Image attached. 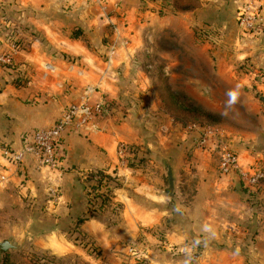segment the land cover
Masks as SVG:
<instances>
[{"label":"crops","instance_id":"crops-1","mask_svg":"<svg viewBox=\"0 0 264 264\" xmlns=\"http://www.w3.org/2000/svg\"><path fill=\"white\" fill-rule=\"evenodd\" d=\"M245 2L0 0V12L15 11L1 22L23 27L15 63L0 64V143L20 146L26 131L52 125L60 108L78 101L87 84L101 86L93 100L103 94L107 105L110 98L122 101V89L133 87L130 73L140 71L135 56L150 51L146 35L151 33V52L166 57L171 90L186 91L207 104L210 88H221L227 96L231 88L251 87L245 94L248 103L253 111L260 112L262 105L264 111V50L240 52L237 46L250 37L264 48V33L238 31L236 12ZM258 3L264 14V0ZM115 42L114 63L107 70L105 54ZM1 44L8 47L0 34ZM245 54L257 55L258 66L239 76L237 63ZM45 62L58 73L49 74ZM71 63L77 71L65 73ZM135 81L141 90L148 88L146 80ZM235 102L247 101L240 97ZM107 105L95 129L66 134L60 167H39L33 156L19 168L9 167L8 183L0 187V206L17 192H25L33 205L21 222H6L7 229L18 230L21 238L33 239L54 256L76 252L98 264L87 249L66 240L60 226L40 229L44 234L35 236V225L42 222L36 215L68 221L88 213L80 177L104 170L123 179L114 198L122 206V247L102 215L80 224L101 246L102 264H264V182L251 192L239 172L221 175L215 145L199 146L204 126L181 127L170 116L163 126L149 127L132 108L122 117L121 108L120 114H112ZM235 136L229 141L243 169L264 159V126ZM120 143L138 145L149 159L128 166L118 154ZM45 192L41 210L34 211Z\"/></svg>","mask_w":264,"mask_h":264},{"label":"rangeland","instance_id":"rangeland-1","mask_svg":"<svg viewBox=\"0 0 264 264\" xmlns=\"http://www.w3.org/2000/svg\"><path fill=\"white\" fill-rule=\"evenodd\" d=\"M14 13V10L2 9L0 12V34L3 35L5 39L7 38L8 42L15 40L21 45L23 43V36H20V34L16 32L15 27L23 29L22 25L12 23L7 24V22L4 21L1 22L2 16H5L4 20L7 21ZM236 15L238 16V12H236ZM236 21L238 31L240 32L242 30L240 29L237 18ZM146 36L148 42L147 45L150 51L142 50L138 56H135L136 65L139 67L138 70L140 71L134 70V72L130 73V77H133V80H146L148 88L146 90H141L138 81H130V85L132 84L133 87L128 86V88L122 89V101H119L120 99L118 98H110L111 100H109L107 105L108 111L112 112V114H120L121 108L122 117H124L126 115L125 112L132 108L133 111L136 112L135 114H137V119L144 120L143 122L145 123V126L148 125L149 127L163 126L170 116H174L175 123H178L181 127L192 124L204 126L206 128L215 127L218 129H227L226 131H233V133L225 132L226 140L234 138L235 135V137L246 135L247 132L251 130L252 126H264L263 105L258 102V105H262V107L259 108L260 112L253 111L255 108L254 105H250L245 96L246 91L251 90V87H249L248 90L245 88H231L228 91L229 93L227 96L224 95V91L222 92L221 88H210V91L205 93L209 101L211 100L207 104L200 103L186 91L174 90L177 93V98L184 103V106L176 104L175 99L172 96V92L174 91L171 90L170 74L167 75V72L164 69L167 63L166 57H158L154 52H151V48L155 43V36L152 33L147 34ZM244 38L246 41H241L240 45H237L239 47L238 51H248V53H250L253 50L258 52L264 50L262 45L255 43L252 38ZM3 45L4 44H1L0 47L2 48H0V51L7 49H5ZM245 55L247 56H243V58L239 59L237 63L239 76L244 72H250L252 68L258 66L257 55ZM69 60L70 62L74 61L71 57ZM0 64L5 65L3 63ZM253 93L255 92H252V94ZM240 97H242V100L246 98L247 102L236 103L235 101H238ZM120 102H122V104H120ZM191 104H195V108H191ZM206 111L216 113L217 118L207 117ZM133 120L135 121L136 118L133 117ZM134 152L135 154L137 153V156L135 155V162L137 161V165L134 167L141 165L142 162L149 159V153L144 149L139 148V150H137L134 148ZM218 152L220 158V151L218 150ZM120 159L125 162V158ZM91 172L86 176L83 175V179L80 177V187L84 186L82 188V193L86 196V208L88 211L91 209L95 214L94 216L99 214L103 216L107 228L117 235L116 240L122 247V206L114 199L119 187L122 186V175L118 172H107L113 177V180L106 178L103 186H99L98 190H94L93 185L97 184V181L90 178ZM115 179L119 180V185L115 183ZM108 189H110V191H108ZM97 192L104 194L109 193L110 201L102 204L103 202L95 196V193ZM24 193H15V198H10L6 204L0 206V241L7 239L11 241L15 247L18 245L15 249L14 247L8 248L7 250L0 248V264H91L82 254L76 252H70L61 257L54 256L49 253V250L40 249L33 239L21 238L22 233L18 232V230L10 231L7 229L4 225L6 222H12V220L15 222H21L27 218V209L31 207L29 204L33 205V202H31L28 198L29 196ZM46 196H48L47 192L41 194L40 199L34 205V211L39 212L41 210L40 207L43 205V199L46 198ZM87 214L88 213L85 215ZM36 217L40 218L42 222L35 225V230L38 232L35 236L44 234V232H39L40 229L60 226V231L66 240L87 249L93 255L96 262L102 264L104 253L101 246L81 228L80 224L79 226L77 225L78 221L76 220V217H71L72 219L70 218L68 221L65 219L62 221L60 217L53 215L44 217L42 215H36Z\"/></svg>","mask_w":264,"mask_h":264},{"label":"built area","instance_id":"built-area-1","mask_svg":"<svg viewBox=\"0 0 264 264\" xmlns=\"http://www.w3.org/2000/svg\"><path fill=\"white\" fill-rule=\"evenodd\" d=\"M259 0H246L238 11V24L244 33L262 35L264 33V14ZM16 32L21 33L19 27ZM119 37V35H118ZM20 44L12 40L8 42L6 50L0 51V63L13 65ZM117 52V43L110 45L105 54L107 70L111 69ZM44 69L49 74L58 73V68L45 62ZM76 63L69 64L65 73L76 70ZM80 73V72H78ZM100 85H85L81 98L60 108V115L49 126L38 127L26 131L24 142L20 146L0 144V187L8 183V170L10 166L21 167L28 156H33L39 167L58 168L65 156V136L70 131L93 130L97 127L96 119L106 109V99L102 95L93 100V95L100 90ZM225 131L215 127L205 128L199 141L200 147L215 145L220 151L219 172L223 176L239 172L240 178L249 191H258L264 182V159H259L248 168L240 165L239 152L234 145L225 138ZM118 154L124 159L127 154L126 144L120 143ZM3 166V167H2ZM5 168V169H3Z\"/></svg>","mask_w":264,"mask_h":264},{"label":"trees","instance_id":"trees-1","mask_svg":"<svg viewBox=\"0 0 264 264\" xmlns=\"http://www.w3.org/2000/svg\"><path fill=\"white\" fill-rule=\"evenodd\" d=\"M172 96L173 98L175 99V103L180 105V106H184V103L182 101L179 100V98H177V93L176 92H172ZM195 104H191V108H195L194 107ZM185 108V107H184ZM187 108V107H186ZM198 108V107H197ZM189 109V108H188ZM206 116L207 117H210V118H217V114L216 113H213L211 111H206ZM0 144H4V143H0ZM10 145V144H9ZM134 148L139 150V146L138 145H129L127 144L126 145V149H127V154L125 156V162L127 163L128 166H131V167H134L137 165V161L135 162V155L137 156V153L135 154L134 152ZM137 152V151H136ZM143 160V159H142ZM90 178L91 179H94L95 181H97V184H94L93 185V189L94 190H98V187L100 186H103V183H104V180L107 178V179H111L113 180V177L111 175H109L106 171L104 170H96V171H92L91 174H90ZM116 184L119 185V180L118 179H115L114 180ZM84 187V186H83ZM108 191H110V189H108ZM251 192H257V191H251ZM95 196H97V198H99L100 201H102L103 203L102 204H105L104 202H107V201H110L109 200V193H100V192H97L95 193ZM94 213L93 211H88V214L87 215H83V216H79L77 218V221H78V226L79 224H82L86 219L90 218V217H94Z\"/></svg>","mask_w":264,"mask_h":264},{"label":"water","instance_id":"water-1","mask_svg":"<svg viewBox=\"0 0 264 264\" xmlns=\"http://www.w3.org/2000/svg\"><path fill=\"white\" fill-rule=\"evenodd\" d=\"M12 247H15V245L7 239L0 242V248L3 250H7L8 248Z\"/></svg>","mask_w":264,"mask_h":264}]
</instances>
